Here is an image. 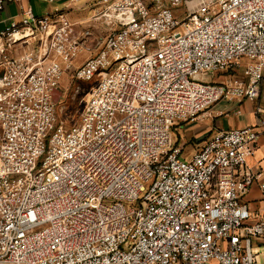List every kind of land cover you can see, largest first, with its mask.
<instances>
[{"label":"built area","instance_id":"obj_1","mask_svg":"<svg viewBox=\"0 0 264 264\" xmlns=\"http://www.w3.org/2000/svg\"><path fill=\"white\" fill-rule=\"evenodd\" d=\"M9 1L0 264H264V215L246 200L264 120L191 154L174 138L219 102L264 115V0H91L83 26L64 11L79 0L41 15L0 0V13ZM69 72L95 81L71 123L56 97Z\"/></svg>","mask_w":264,"mask_h":264},{"label":"crops","instance_id":"obj_2","mask_svg":"<svg viewBox=\"0 0 264 264\" xmlns=\"http://www.w3.org/2000/svg\"><path fill=\"white\" fill-rule=\"evenodd\" d=\"M55 1L56 0L48 2L53 3ZM21 2L26 4L28 0H22ZM29 3L31 4V0H29ZM6 4L9 11L12 5L17 7L15 2L9 1ZM54 9H51L50 11H53ZM2 27L3 25L0 26V28ZM256 105L257 101L250 99L234 103L219 102L204 113L198 120L189 122L184 126L183 135H185V138L183 139L197 140V148L194 149L197 150L204 143L205 139L218 129L238 128L248 124L261 125L264 120V115L256 113ZM221 117H224L225 123L227 122L229 127L221 126ZM185 143V141H182V143L179 144L184 145ZM248 163L253 171L261 173L260 182L264 181V132L260 136L259 145L255 155L248 160ZM260 182H256L251 187L246 195V200L255 213L264 215V190L260 187ZM254 246L259 252L261 261L264 262V237L256 239L254 241Z\"/></svg>","mask_w":264,"mask_h":264},{"label":"rangeland","instance_id":"obj_3","mask_svg":"<svg viewBox=\"0 0 264 264\" xmlns=\"http://www.w3.org/2000/svg\"><path fill=\"white\" fill-rule=\"evenodd\" d=\"M67 0L61 1L56 0L53 3L48 2V0H31V4L33 6L34 12L36 14H44L51 9H63L67 5ZM181 7V6H179ZM18 8L13 6L11 7L10 11L7 8V4L5 6V11L0 13V26L4 25L3 19L13 16L18 13ZM93 9V3L91 0H79L76 4L73 6H70L69 8H65L64 11L67 13L69 17L72 19L80 20L81 25L83 26V23L86 22V19L89 18V16L92 14ZM178 9V7H177ZM102 24H95V27L97 28V32L100 33V29ZM94 53V50L91 52ZM89 53L85 52L82 54V56L77 61V64L82 63L85 58L88 56ZM234 72L232 70L228 71V73ZM220 76V75H219ZM81 84V90L80 92H76V86L78 84ZM95 83V81H79L74 78L73 74L71 72L64 75L60 89L56 93V97H59L61 95V98L59 100V106H60V117L64 119L67 123H71L74 120H77L80 114V111L82 110V107L84 105V99L86 96V92L88 91L89 87L92 86ZM221 126L223 127H229L227 122L225 123L224 117H221ZM189 122H184L181 125H178L174 129V138L176 142L182 143V141H185L186 143L184 146L185 153H192L195 148H197V140L195 139H183L185 138V135H183L184 132V126L187 125Z\"/></svg>","mask_w":264,"mask_h":264}]
</instances>
